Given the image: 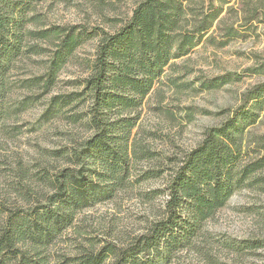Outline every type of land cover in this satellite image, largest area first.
<instances>
[{"label": "rangeland", "instance_id": "374dc122", "mask_svg": "<svg viewBox=\"0 0 264 264\" xmlns=\"http://www.w3.org/2000/svg\"><path fill=\"white\" fill-rule=\"evenodd\" d=\"M140 1H20L25 36L20 52L5 64L8 91L0 112V200H6L11 212L0 218L9 213L32 218L51 194L53 176L69 166L66 154L80 150L92 134L85 125L91 101L83 86L102 37L98 33L78 46L44 91L33 81L45 80L54 31L78 28L90 33L96 28L111 34L130 19ZM227 2L223 23L241 35L222 39L214 27L210 34L215 43L204 40L169 63L134 113L137 124L130 138L136 154L127 178L109 199L76 212L72 226L41 251L45 264H71V258L106 244L122 249L133 244L163 215L168 180L186 154L201 144L207 131L243 112L252 117L239 120L233 134L237 173L264 157V97L246 101L249 91L264 85V0L256 19L244 27L241 13L228 11L237 10L236 0ZM43 31L48 35L40 39L37 34ZM221 42L226 43L218 46ZM54 97L75 99L50 108ZM262 263L264 167L242 179L190 245L161 264Z\"/></svg>", "mask_w": 264, "mask_h": 264}, {"label": "trees", "instance_id": "16d2710c", "mask_svg": "<svg viewBox=\"0 0 264 264\" xmlns=\"http://www.w3.org/2000/svg\"><path fill=\"white\" fill-rule=\"evenodd\" d=\"M22 0H0V112L8 91L4 78L5 64L16 56L25 34ZM263 0H236L241 13V27L258 15ZM227 0H142L130 19L109 34L78 28L54 31L56 43L48 60L45 80H35L47 91L55 73L66 59L93 35L102 37L95 54L93 72L84 80L83 91L90 97L85 114L92 134L80 150L66 154L69 166L53 176L51 194L45 204L29 218L9 213L0 218V264H45L42 252L65 230L76 212L107 200L128 176L131 156L136 147L131 132L137 124L136 110L151 92L172 60L185 56L202 41L215 43L212 29L222 39L239 34L225 26L221 18ZM16 11V9H19ZM213 33V32H212ZM36 35V34H35ZM40 39L48 35L37 34ZM226 40V41H227ZM221 42L218 46L224 45ZM264 97V85L246 94V101ZM75 98L54 97L50 108L67 106ZM252 117L241 113L218 128L206 132L201 144L186 154L170 176L165 191L163 215L151 223L147 232L133 244L118 248L106 244L97 251H85L71 258V264H161L169 262L179 250L190 245L202 224L222 208L246 176L264 167V157L236 171L238 157L233 150L239 120ZM132 142V143H131ZM145 152L142 150V158ZM6 200H0V214ZM260 248V246H258ZM264 264V263H262Z\"/></svg>", "mask_w": 264, "mask_h": 264}]
</instances>
